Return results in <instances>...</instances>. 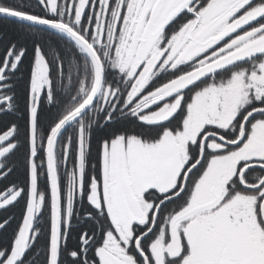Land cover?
<instances>
[{
    "label": "trees",
    "instance_id": "16d2710c",
    "mask_svg": "<svg viewBox=\"0 0 264 264\" xmlns=\"http://www.w3.org/2000/svg\"><path fill=\"white\" fill-rule=\"evenodd\" d=\"M128 1H125L117 21L115 40L111 41V38L104 37L103 45L96 47L93 45L103 63L104 88L111 90L112 97L104 104L105 97L101 96L92 110L63 134L57 146V172L64 207L59 264H100L97 251L105 242L107 234L116 232L103 201L101 208L95 207L89 201L92 183L97 182L99 185L102 183L104 145L110 144L118 138L126 140L134 138L144 144H156L162 140L166 132L177 135L184 130L188 106L193 102L196 93L211 84L215 85L228 80L237 69L249 65L246 63V66L239 65L224 70L190 85L182 91L171 89L177 94L153 107L150 111L157 110L164 103H173L176 97L181 95L182 100L178 109L160 121L142 120L146 112L136 114V102L127 103L128 95L136 78H128L126 73L119 71L114 65L116 44L119 41ZM211 1L196 0L194 12L186 11L173 19L164 30L163 46L167 45L170 39L190 21L199 18L200 12ZM77 2L78 0H58L55 12H51L40 0H0V8L62 22L72 27L92 44L94 22L89 24L90 6L78 24L75 22ZM117 3L118 0L110 1L109 11L111 14L117 7ZM261 6H264V0H253L238 16ZM262 25H264V18L239 28L242 30L237 35L240 36ZM228 41L226 40L225 43ZM38 52L42 54L48 65L50 90L49 92L44 91L39 99L33 127L30 96L32 75ZM223 57H219L218 60ZM16 60L17 65L14 67ZM199 61L155 74L145 88L143 96L160 89H167L172 83L199 69L197 66ZM250 65H252L251 62ZM3 70L5 72L0 80V140L8 136L9 139L1 143L0 147L13 145L14 148L0 162V197L11 190L20 191L21 194L15 202L0 209V264H5L11 256L26 218L30 200L32 160L36 167L37 194L42 197L43 204L39 214L35 215L32 222L31 235L34 238L17 264H48L51 216L44 155L46 140L51 130L89 95L94 82V72L85 54L66 39L44 30L0 18V75ZM239 115L232 122V126L226 130L217 126H207L194 142L189 143L188 163L179 178L177 188L168 194H162L155 189L145 193L146 202L153 204L150 219H153L156 206L165 197L175 195L179 191L183 175L199 159L203 136L214 133L233 142L238 134L242 118ZM81 129H83L86 142L83 184L81 192H76L74 196L67 224L64 197L69 188L71 177L77 172ZM232 152H234V148L231 147H223L222 150L214 151L209 148L208 144L206 145L204 163L190 176L185 193L179 199L162 207L156 230L142 242L141 248L148 256L150 264H153L150 245L153 244L158 229L165 224V219L169 217L168 219L171 220L175 214H179L188 206L195 192L196 183L208 168V162L213 158H220ZM256 177L257 174L254 171L247 176L249 180ZM234 190L242 189L239 185H235ZM151 223L152 220L144 226L138 224L133 226L134 236L128 254L136 260L137 264H142V259L138 256L134 243L137 238L149 230ZM171 263L173 262L167 258L166 264Z\"/></svg>",
    "mask_w": 264,
    "mask_h": 264
},
{
    "label": "rangeland",
    "instance_id": "374dc122",
    "mask_svg": "<svg viewBox=\"0 0 264 264\" xmlns=\"http://www.w3.org/2000/svg\"><path fill=\"white\" fill-rule=\"evenodd\" d=\"M40 1L51 12L56 11L58 0ZM110 1L78 0L76 4L75 22L78 24L90 6L89 24L94 22L91 41L95 47L104 44V37L111 38V41L115 40V28L126 0H118L117 7L112 14L109 11ZM195 1H128L119 41L116 44L114 65L119 71L126 73L128 78H136L128 95L127 103L136 102V114L146 112L142 120L152 122L163 120L178 109L182 100L181 95H178L173 103H164L157 110L151 112L150 109L177 94L171 89H160L143 96L145 88L155 74L166 69H176L198 60L200 61L197 66L202 68L210 64L211 61H217L219 57L228 56L241 49L264 43V25L240 36L237 35L242 30H239V27L261 12L264 6L238 16L253 0H237L231 4H226V0H212L200 12L199 18L190 21L170 39L167 45L163 46V33L167 25L183 12H194ZM226 40L229 41L225 43ZM246 63L249 65L246 66ZM246 63L241 64L246 67L237 69L228 80L215 85L211 84L195 94L193 102L188 106L184 130L177 135L166 132L162 140L156 144H144L134 138L127 140L118 138L112 143L104 145L102 183L100 185L97 182L92 183L89 201L97 208H101L103 201L116 232L107 234L105 242L97 251L100 264H137L136 260L128 254V249L134 236L133 226L136 224L144 226L152 220L150 214L153 210V204L146 202L145 193L155 189L162 194H168L177 188L179 178L188 163L189 143L194 142L207 126H217L222 130L231 127L232 122L239 114L243 118L248 111L250 92H254L258 97L261 92L264 93V65L262 64L264 61L259 64L257 70L254 69L253 65H250V61ZM16 65L17 60L14 67ZM4 72L3 70L0 80ZM49 90L48 65L42 54L38 52L32 75L30 96L33 127L39 99L44 91L49 92ZM101 96L105 97V104L112 97V92L103 88ZM261 123L264 121L257 122L253 128H259L262 126ZM8 139L9 136L0 140V144ZM207 144L214 151L223 149L218 142L210 141ZM85 145L84 132L81 129L77 172L71 177L69 188L64 197L67 224L70 219L74 196L76 192L80 193L82 190ZM13 148V145L0 147V162ZM234 161L235 152L211 159L208 162V170L204 171L203 176L196 183V192L194 196L192 195L194 198L189 205H196V197L200 194L204 201L208 199L212 186H215L217 193L224 194L225 186L222 183L225 184L226 179L233 175ZM229 171L231 173L226 177L225 175ZM125 182L130 195L124 196L123 200L126 204L120 213L119 204L121 203L122 188L119 187V184L122 183L124 186L123 183ZM20 194V191L11 190L1 196L0 209L15 202ZM61 199L63 205L62 195ZM232 200H237V195ZM42 204L43 199L37 194L36 167L32 160L30 200L26 218L15 242L13 252L5 264H17L22 259L34 238L30 234L32 222L35 215L39 214ZM214 213L216 214L217 210ZM168 218L165 219V224L158 229L155 240L152 242V252L158 264L161 263L164 254L172 253L173 255L177 252L176 228L172 223V218L171 220ZM184 229L185 227H180L183 232ZM195 229V252L201 253L202 247L199 249V244L203 241L205 231L210 230L205 229L202 223L195 225ZM198 263L195 261L192 264Z\"/></svg>",
    "mask_w": 264,
    "mask_h": 264
},
{
    "label": "flooded vegetation",
    "instance_id": "af4514ba",
    "mask_svg": "<svg viewBox=\"0 0 264 264\" xmlns=\"http://www.w3.org/2000/svg\"><path fill=\"white\" fill-rule=\"evenodd\" d=\"M263 61L264 55H261L251 60V64L257 70ZM260 94L258 97L250 92L248 111L240 121L234 141L239 139L242 123L248 114L264 110V93ZM261 117H264L262 112L250 119L241 144L234 149V172L231 176V171L225 175L229 177L225 184L222 183L225 186L224 194L217 193L215 186H212L208 199L204 201L200 194L196 197L197 204L190 206L195 191L188 206L174 215L172 223L176 228L177 252L173 255L164 254L160 264H166L167 258L173 262L171 264H192L195 261L198 264H264V123L259 128H253L257 122L264 121ZM252 171L257 177L249 180L247 176ZM123 184H119L122 188L120 213L126 204L124 196L128 194L127 183ZM235 185H239L242 190H234ZM236 195L237 200H232ZM199 206L205 208L195 210ZM198 223L210 230L205 231L203 241L199 244V249L202 247L201 253L195 252V225ZM180 227H185L184 232ZM151 253L153 264H158L157 259H154L152 245Z\"/></svg>",
    "mask_w": 264,
    "mask_h": 264
},
{
    "label": "water",
    "instance_id": "95a60500",
    "mask_svg": "<svg viewBox=\"0 0 264 264\" xmlns=\"http://www.w3.org/2000/svg\"><path fill=\"white\" fill-rule=\"evenodd\" d=\"M235 1L237 0H226V4H231ZM263 17H264V10L261 11L254 18L249 20L248 24L256 20L262 19ZM0 18L17 22L20 24H24L40 30H44L66 39L71 44L78 47L85 54V56L89 59L94 72V83L89 95L84 99V101L80 105H78L74 110L68 113L51 130V132L47 137L46 145H45L44 155H45L46 175L49 186V201H50V216H51L48 264H59L61 246H62V237H63L62 236L63 235V205L61 199L59 177L57 172V162H56L57 146L63 134L67 132L72 126H74L79 120H81L87 113H89L92 110V108L97 104L104 88V77H105L104 67L96 49L72 27L62 22L41 19L39 17H35L32 15H27L24 13L3 9V8H0ZM261 55H264V43L256 47H249L241 51L235 52L212 64H209L205 67L195 70L192 73L184 76L183 78L169 85L168 89H175L176 91H182L187 87H189L190 85L203 81L209 77L218 74L219 72L230 69L236 65L245 63ZM261 112L264 113V110H260L248 114V116L244 119L242 123L239 139L235 142H229L225 140L223 137L214 133L206 134L202 138L200 145L199 159L193 166H191L185 172L179 191L173 196L165 197L156 206L153 214L151 227L146 233H144L139 238H137L134 243L135 250L138 256L143 260V264H149V260L141 248L142 242L154 233L157 226L159 213L162 207L172 201L179 199L185 193L190 176L204 162L205 149L208 141L213 139L225 147H231V148L238 147L243 140L246 125L249 123L250 119L253 116ZM127 192L130 195L129 189H127ZM202 207L203 206H200L197 209L199 210ZM195 210L189 212V214L193 213Z\"/></svg>",
    "mask_w": 264,
    "mask_h": 264
},
{
    "label": "bare ground",
    "instance_id": "6f19581e",
    "mask_svg": "<svg viewBox=\"0 0 264 264\" xmlns=\"http://www.w3.org/2000/svg\"><path fill=\"white\" fill-rule=\"evenodd\" d=\"M208 170V168L206 169V171Z\"/></svg>",
    "mask_w": 264,
    "mask_h": 264
}]
</instances>
